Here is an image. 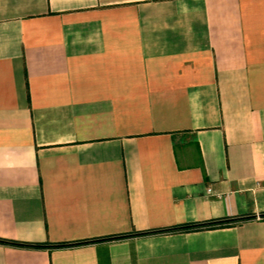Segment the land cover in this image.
Returning a JSON list of instances; mask_svg holds the SVG:
<instances>
[{
	"label": "crops",
	"instance_id": "crops-1",
	"mask_svg": "<svg viewBox=\"0 0 264 264\" xmlns=\"http://www.w3.org/2000/svg\"><path fill=\"white\" fill-rule=\"evenodd\" d=\"M263 213L264 0H0V264H264Z\"/></svg>",
	"mask_w": 264,
	"mask_h": 264
},
{
	"label": "trees",
	"instance_id": "trees-1",
	"mask_svg": "<svg viewBox=\"0 0 264 264\" xmlns=\"http://www.w3.org/2000/svg\"><path fill=\"white\" fill-rule=\"evenodd\" d=\"M261 218L264 219V213L261 214ZM236 220H227V221H212V222H202V223H193V224H185L181 226H176L172 228H166V229H161L157 230L154 232H172V231H191V230H198V229H203V228H212L216 226H223V225H229L233 224ZM140 233V234H145ZM0 242L10 244L13 246L17 247H27V248H40V247H45L44 244L41 243H27V242H20L16 240H7V239H2L0 238ZM61 246V245H58Z\"/></svg>",
	"mask_w": 264,
	"mask_h": 264
}]
</instances>
